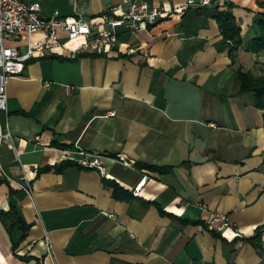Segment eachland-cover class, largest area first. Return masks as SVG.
Returning <instances> with one entry per match:
<instances>
[{
	"label": "crops",
	"instance_id": "obj_1",
	"mask_svg": "<svg viewBox=\"0 0 264 264\" xmlns=\"http://www.w3.org/2000/svg\"><path fill=\"white\" fill-rule=\"evenodd\" d=\"M23 1L38 2L44 17L87 21L126 7L123 0ZM139 1L181 10L186 0ZM216 7L240 28L238 50L224 44ZM258 14L264 0L186 9L123 34L119 51L39 58L10 79L0 121L33 198L18 190L21 166L3 147L0 210L13 203L29 230L14 254L0 222V264H264L256 238L264 227V111L238 94L236 80L237 70L262 65L263 54L249 51ZM128 47L137 54L125 55ZM75 144L105 155V177L76 166L37 175L64 163L63 150ZM110 182L132 199L116 200ZM202 204L227 214L239 235L207 231Z\"/></svg>",
	"mask_w": 264,
	"mask_h": 264
},
{
	"label": "built area",
	"instance_id": "obj_2",
	"mask_svg": "<svg viewBox=\"0 0 264 264\" xmlns=\"http://www.w3.org/2000/svg\"><path fill=\"white\" fill-rule=\"evenodd\" d=\"M233 0H186L183 9L173 10L165 4L150 5L146 1L123 0L126 6L118 13V7H110L96 20L68 19L58 15L51 17L41 14L38 2L27 3L23 0H0V114L8 115L7 89L10 79L21 76L30 62L53 55L75 57L83 54L104 55L119 51L123 34H135L147 25L170 17L174 13L192 8L228 5ZM38 35L39 38L34 37ZM138 49L128 47L125 55H135ZM146 57V53L143 55ZM114 116V114H110ZM35 142L42 146L40 138ZM11 149L15 162L21 166L19 191L33 198V185L29 174L21 164V153L14 144L13 137L7 127L0 121V152L3 147ZM64 162L71 163L81 169H90L106 176L105 155L88 151L75 144L63 150ZM130 166L129 164H127ZM8 177L0 162V180ZM207 212L204 227L209 232L223 234L233 229L229 217L225 213L209 211L207 206L200 205ZM112 217V216H110ZM259 241L264 246V228L260 230ZM47 252L51 256L52 248L47 244Z\"/></svg>",
	"mask_w": 264,
	"mask_h": 264
},
{
	"label": "trees",
	"instance_id": "obj_3",
	"mask_svg": "<svg viewBox=\"0 0 264 264\" xmlns=\"http://www.w3.org/2000/svg\"><path fill=\"white\" fill-rule=\"evenodd\" d=\"M218 10L219 8L216 7L214 10L215 13L213 15V18H215L217 23L219 24L223 36V42L224 44L229 41L231 42V49H230L231 52L238 50L242 45L241 30L237 26L235 19L230 11L219 12ZM252 27L253 30L256 31V37L250 41L249 51L253 54L264 55V14H258V17L254 20ZM236 80L238 84V94L243 95L247 93H253L254 94L253 106L257 109L264 111V74L262 76H253L250 72L248 71L246 72L239 69L236 71ZM70 166H74V165L71 163L64 162L58 166L44 167L37 171V175L49 172L52 169L56 172H61L64 168ZM136 167H138L139 169H146L150 171L159 172L160 174H166V173L168 174L172 170V168L169 167L157 168L146 164H136ZM0 183H6V181L0 180ZM109 186L112 187L114 193L113 195L116 200L128 201L132 199L133 197L132 194L123 190L117 184L110 182ZM15 193L16 192L10 190V195H13ZM144 205L156 206L155 203H146ZM158 210L161 215L172 216L163 212L159 207ZM179 220L182 223H190L193 225L199 224L197 222H188L181 219ZM0 222L10 238L12 251L15 254L20 244L27 237L29 226L23 221L22 217L18 213L13 203L10 204V208L7 211L0 210ZM263 228L257 230L256 232L257 239H259L260 230ZM21 259L24 261L29 260V258L27 257H21Z\"/></svg>",
	"mask_w": 264,
	"mask_h": 264
},
{
	"label": "rangeland",
	"instance_id": "obj_4",
	"mask_svg": "<svg viewBox=\"0 0 264 264\" xmlns=\"http://www.w3.org/2000/svg\"><path fill=\"white\" fill-rule=\"evenodd\" d=\"M262 60H263V62H262V65H261V67H254V68H252L253 70H252V75L253 76H260V74H264V65H263V63H264V55H263V57H262ZM247 72V71H246ZM261 75V76H262ZM247 94H250L252 97H253V99H254V94L253 93H247ZM244 95V94H243ZM242 96V95H241Z\"/></svg>",
	"mask_w": 264,
	"mask_h": 264
}]
</instances>
